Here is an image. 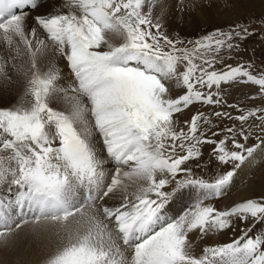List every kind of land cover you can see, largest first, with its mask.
Returning a JSON list of instances; mask_svg holds the SVG:
<instances>
[{
  "label": "snow or ice",
  "instance_id": "snow-or-ice-1",
  "mask_svg": "<svg viewBox=\"0 0 264 264\" xmlns=\"http://www.w3.org/2000/svg\"><path fill=\"white\" fill-rule=\"evenodd\" d=\"M159 3L65 0L69 11L38 14L32 27L28 14L45 0H0L8 50L0 81L12 82L11 69L25 84L12 107L0 108V245L28 227L52 237L43 264H264V231L250 235L264 226V196L225 210L205 203L230 190L236 170L253 157L257 146L237 137L253 135L249 121L264 132V107L229 105L238 108L235 117L197 111L183 126L179 119L196 104L222 106V85L252 84L251 98L264 99V71L226 64L223 55L254 33L238 23L194 40L169 35L166 10L154 15ZM50 51L66 60L67 85L54 62L41 65ZM61 98L66 110L52 106ZM213 116L240 127L213 131ZM205 144L214 145L210 159L233 168L197 175L193 164L200 166ZM105 198L120 202L97 207ZM236 221L251 227L194 252L190 233L234 230Z\"/></svg>",
  "mask_w": 264,
  "mask_h": 264
},
{
  "label": "rangeland",
  "instance_id": "rangeland-1",
  "mask_svg": "<svg viewBox=\"0 0 264 264\" xmlns=\"http://www.w3.org/2000/svg\"><path fill=\"white\" fill-rule=\"evenodd\" d=\"M161 5L162 2H160L154 9V15L159 16L161 10L165 9L166 11L163 21L169 35L178 33L179 36L185 40L197 39L217 29L227 31L238 23L248 25L254 34L249 35V37L240 44L238 50H234L232 52L225 51L223 53L225 56V63L231 64L232 66L251 63L253 65L252 71L254 74L264 71V0H183L182 5L179 3V0H171V2L165 7H161ZM116 42L118 43L119 41ZM0 55H3L4 57L7 55L8 58V50L2 40H0ZM24 59H26V57H24ZM59 59L62 64L60 63L58 67H61V72L63 71L61 73V80L63 81H60L59 83L62 85H67L71 82L69 78L67 62L60 56ZM20 62V59L16 60V63ZM216 68L217 70H220L224 68V64H217ZM9 74L13 77L11 83H8L5 86V82L0 81V108L12 107L24 91V80L12 72L11 69H9ZM257 90V86L252 84H234L231 86L222 85V106H207L201 104L193 105L184 113L179 114L181 124L183 126V122L189 120L191 116L197 111H202L205 114H213L216 111H224L231 113V115L235 117L240 114L238 108L228 107L229 105H237L239 108L245 110L253 107H264V99L259 97L256 99L251 98L257 94ZM182 91L183 90H178L173 92V96L175 97L182 94ZM58 101L54 102L52 106H55V108L61 110H65L66 108L60 107ZM213 123L216 125L213 131L216 132H220L222 128L226 127H240V122L237 120H229L227 118L220 120L214 116ZM249 123L252 124V127L249 130L253 133V135L247 141H244L241 137H237V139H239L241 143H244L245 147L257 146V151L255 150L254 153L259 152L257 156L260 157H257L253 162L252 158L246 160L244 164L236 170V175L234 178L235 182L233 181L230 190H228L222 197V202H220L218 198L213 202V205L219 209L223 208L224 205L226 206V209L232 203L234 198L240 197L245 188H247L245 191H248V189H250L252 186L258 187L259 185H263L264 189V184H261L264 182V144L260 142L261 139H264V132L260 131L258 120L254 122L249 121ZM244 127L248 128V123H246ZM209 135H211V133H209ZM222 136L223 133L214 138L218 140L222 138ZM213 147L214 145L211 144H205L202 146V157L199 162L200 166L196 167L195 163L193 164L194 171L197 173V175H204L206 178H211L213 174L224 173L233 168V164L231 163L223 165L220 164L214 156H212L210 159ZM229 147H232L231 142H229ZM250 162L254 164L248 175V172L246 173L245 167ZM259 196L261 197L262 195L256 194L254 198H259ZM205 203L210 204V198L206 200ZM238 225L240 228L244 226L250 227L251 221H249L247 224H243L239 221ZM260 231H264V226L256 225L250 235H255ZM189 237L194 245V252L196 254H200L202 249L206 246L218 244V241L220 240L216 234L211 235V233L201 237L198 231L190 233ZM221 238L222 241L220 244L226 243V241L231 239V236L227 233H222ZM1 246L2 245H0V249ZM38 251V248L34 246L31 249V252L28 253L27 259L24 260L22 264H28L27 262L29 260L36 258L34 255H37ZM45 256L46 255H42L40 257ZM43 260H38L37 264H43Z\"/></svg>",
  "mask_w": 264,
  "mask_h": 264
},
{
  "label": "bare ground",
  "instance_id": "bare-ground-1",
  "mask_svg": "<svg viewBox=\"0 0 264 264\" xmlns=\"http://www.w3.org/2000/svg\"><path fill=\"white\" fill-rule=\"evenodd\" d=\"M160 2H162L161 7H165L171 2V0H160ZM57 10H59L61 12L69 11V8L65 6V0H45V6L44 7L39 8L37 11L29 12V14H28L29 15L28 24L30 26H32V27H35L36 25H35V23H34V21L32 19L33 17H35L38 14H53ZM37 35L41 39H47L46 35L39 29H37ZM5 58H7V55L5 56ZM48 61L54 62L57 66H59V64L61 63L58 53H55L54 51L48 52L46 54V56L42 58L41 65L42 66L46 65L48 63ZM60 69H61V67H60ZM64 72H65V70H64ZM65 78H67V77H65ZM60 81L62 82L63 80H60ZM0 92H1V90H0ZM58 102H59L60 107L66 108V105L64 104L62 98L59 99ZM57 105H58V103H57ZM98 149H99V146H98ZM258 153L259 152L254 153V155L252 157V162L257 157H260V156H257ZM253 164L250 162L245 167L246 173L248 172V175H249V171L252 169ZM260 177H262V176H260ZM261 184H264V182L261 183ZM246 189L247 188H245V190ZM245 190H243L244 192L241 191L242 194L240 195V197L238 195L239 198L236 197L237 195L235 196L236 198H234L232 200V203L229 205L228 208L234 206L236 203L243 202V201H245L247 199L254 198V196L256 194H261L262 196L264 194L263 185H259L258 187L252 186L250 189H248V191H245ZM237 193H235V194H237ZM0 196H4V188H0ZM10 196H11V193H9V196L5 197V199L10 198ZM119 202H120L119 199L105 198L104 200H100V201L97 202V207H99L102 204H106L108 206H116V205L119 204ZM173 209L176 212H179L181 210V205L180 204H174L173 205ZM34 246L37 247L39 251H38L37 255H34L36 258L29 260L27 262L28 264H37L38 260L42 261L43 258H45V257H40V256L47 255L51 251V248H52V237H51L50 233H47V232H43V233H41V232H32L28 227H25L6 246L5 245L1 246V249H0V264H22V262L27 259L28 253L31 252V249Z\"/></svg>",
  "mask_w": 264,
  "mask_h": 264
},
{
  "label": "crops",
  "instance_id": "crops-1",
  "mask_svg": "<svg viewBox=\"0 0 264 264\" xmlns=\"http://www.w3.org/2000/svg\"><path fill=\"white\" fill-rule=\"evenodd\" d=\"M224 196V195H223ZM215 199H217V198H211L210 199V204L211 205H213V202L215 201ZM218 199H219V201L220 202H222L221 201V199H222V196L221 197H218ZM214 206V205H213ZM214 207H216V206H214ZM225 205L223 206V208H218V207H216L217 209H219V210H225ZM229 207V206H228ZM227 207V208H228ZM226 208V209H227ZM239 221H236L235 222V229L233 230V229H227V230H225V231H223V232H217V233H211V235H213V234H216V236H218L219 238H220V240L218 241V244H220L221 243V241H222V238H221V234L222 233H224V234H229L230 236H231V239L230 240H228V241H226V243H228V242H231L233 239H236V238H238L241 234H242V230L243 229H245V227L247 228V226H244V227H242V228H240L239 227ZM251 227V226H250ZM220 234V235H219Z\"/></svg>",
  "mask_w": 264,
  "mask_h": 264
}]
</instances>
